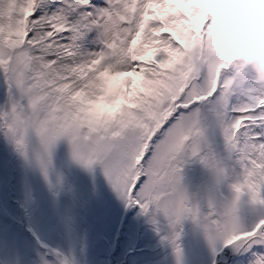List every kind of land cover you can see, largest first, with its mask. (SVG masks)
I'll return each instance as SVG.
<instances>
[{
	"label": "snow or ice",
	"instance_id": "1",
	"mask_svg": "<svg viewBox=\"0 0 264 264\" xmlns=\"http://www.w3.org/2000/svg\"><path fill=\"white\" fill-rule=\"evenodd\" d=\"M239 2L0 0V132L25 159L34 135L42 169L63 139L74 160L102 168L125 207L153 223L162 214L172 228L191 216L213 257L231 247L264 264V79L208 40L226 5ZM117 85V102L97 109ZM192 158L232 192L209 197L206 213L181 183ZM242 197L259 206L249 225Z\"/></svg>",
	"mask_w": 264,
	"mask_h": 264
},
{
	"label": "rangeland",
	"instance_id": "2",
	"mask_svg": "<svg viewBox=\"0 0 264 264\" xmlns=\"http://www.w3.org/2000/svg\"><path fill=\"white\" fill-rule=\"evenodd\" d=\"M224 18L236 35L227 18L221 17ZM225 59L239 65L244 60L231 53ZM251 69L257 76V69ZM123 91L124 86L117 85L95 102L96 108L115 104ZM4 100L5 89L0 83V104ZM28 145V157L25 159L0 132V159L5 154L8 163L5 166L0 162V241L8 242L4 246L0 243V264H41L42 258L49 264H57L61 258L67 259L69 264H167L177 247L183 254L187 252L179 264H202L184 251L191 244V229L196 223L191 216L186 217L191 219V223L186 221L175 228L169 226L162 214H157L156 223H153V217L142 214L138 207H125L123 201L117 202L114 190L98 164L89 168L73 159L70 147L66 149L58 144L56 163L52 162L53 153L50 151L44 158L45 168L42 169L35 159L39 143L34 135L29 136ZM89 169L92 177L83 180V174L86 176ZM209 171L198 159L192 158L183 165L181 172V183L189 201L197 204L201 213L208 211V189L213 187L209 185ZM225 187H228L227 182L218 186L214 182L218 194L214 199L218 200L221 194L229 197ZM99 191L105 193L113 204L101 207L107 204L101 200ZM95 209H98L96 215ZM239 210L245 214L241 218L245 225L251 224L259 215L249 208L239 207ZM136 215L137 229L132 231L129 220ZM101 216L114 222V226L110 228L100 223ZM81 224L86 225L84 230L78 227ZM15 227L21 231V237L15 233ZM176 232L179 236L173 240ZM100 244L102 249L95 253ZM192 249L188 247V250ZM209 250L205 264H212L213 259L216 264H249L250 254L244 251L236 252L231 247H224L213 257L210 247Z\"/></svg>",
	"mask_w": 264,
	"mask_h": 264
},
{
	"label": "clouds",
	"instance_id": "3",
	"mask_svg": "<svg viewBox=\"0 0 264 264\" xmlns=\"http://www.w3.org/2000/svg\"><path fill=\"white\" fill-rule=\"evenodd\" d=\"M222 16L227 18L236 35L221 39L223 32L211 27L208 40L222 58L231 53L243 57L246 63H253L257 69V79H264V0H241L226 5ZM190 35L193 41L200 39L196 27L190 28Z\"/></svg>",
	"mask_w": 264,
	"mask_h": 264
},
{
	"label": "bare ground",
	"instance_id": "4",
	"mask_svg": "<svg viewBox=\"0 0 264 264\" xmlns=\"http://www.w3.org/2000/svg\"><path fill=\"white\" fill-rule=\"evenodd\" d=\"M58 144L63 145L64 147H66V149L69 147L68 143L65 140H63V139L59 140L56 144H54L51 147V149H50L51 153H53V155H52L53 156L52 157V162L53 163H56L55 154H56V145H58ZM66 156H67V158L70 157V155L68 153H66ZM3 159H4V161H3ZM5 159H6L5 158V154H3L1 156L0 162H3V164L5 166H8V163H7V161ZM209 175H210L209 185L213 186V187L208 189V197H213V198L214 197H218L217 196L218 194H217V192L214 189L215 177H214V175H213V173L211 171H209ZM91 177H92V172H91V169H89L87 171V173H86V176H85V174H83L82 178H83V180H85V179H90ZM51 184L54 186L55 182H53ZM225 190H226V192L228 193V195L230 197L232 195V192H231V190L229 188V185H228L227 188L225 187ZM99 192H100L101 200H103L104 203L107 204V205L103 204V205H101V207L102 206H110V205L113 204L112 200L109 199L108 196L105 193H103L102 191H99ZM114 195H115V198H116L117 202L120 204V202L122 200L117 197L115 192H114ZM244 207L245 208H249V210L251 212H253L254 214H258V212L255 211V209L258 208L259 206H254V205L249 204L247 197H242V199H241L240 208H244ZM97 212H98V209H95V213L94 214L96 215ZM239 215H240V218H242L245 214L243 212H240V210H239ZM137 216L138 215L133 216L129 220V223L131 225L132 231H135L137 229V224H136ZM186 221H189L190 223L192 222L191 219L187 220L186 218H183L181 220V223H186ZM99 222L108 225L110 228H112L114 226V222H112V223L109 222L107 220L106 216L104 218H103V216H101V218L99 219ZM179 225H181V224H179ZM109 232H110V229H109ZM15 233L17 234L18 237L22 236L21 231L17 230L16 227H15ZM4 241L3 242L0 241V243L3 246H4V244H8V242H4ZM190 241H191V244L187 245L186 248L184 249V251H188L190 254H192L194 259L197 258L196 260H199L202 264H205L208 261V259H209L208 254L210 255V250H209L210 246H209V243H208L207 238L205 236L203 228L200 227V225L198 223H195L192 226ZM194 241H196L197 243L194 244ZM102 247H103L102 244L98 245V248H97L95 253H98L102 249ZM188 247H193V249L192 250H188ZM186 255H187V252L185 254H183L182 249L179 250V257L177 256V251H174L173 256L171 257V259L169 260V262L167 264H179L180 261H183L182 259ZM205 255L208 257V259L205 257ZM42 256L45 257L44 253L42 254ZM50 263H51V261H50Z\"/></svg>",
	"mask_w": 264,
	"mask_h": 264
},
{
	"label": "trees",
	"instance_id": "5",
	"mask_svg": "<svg viewBox=\"0 0 264 264\" xmlns=\"http://www.w3.org/2000/svg\"><path fill=\"white\" fill-rule=\"evenodd\" d=\"M224 20H225V18H224V19H220V20L215 24V28L221 30V31L223 32V36H224V37H226V38H233L235 35H234V33L230 30L229 26L227 25V22L224 21ZM240 65H241V66H246V67H248L251 71H252L251 67H254V64H253V63H246L244 60L240 63ZM252 72H253V71H252ZM0 200H1V197H0ZM1 203H2V202H1ZM2 207H3V209H5L4 206H3V204H2ZM85 226H86V225L81 224V225H79L78 227L80 228V230H84ZM84 234H85V236H86V232H85V231H84Z\"/></svg>",
	"mask_w": 264,
	"mask_h": 264
}]
</instances>
